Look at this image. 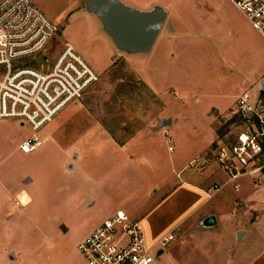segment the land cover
<instances>
[{
    "label": "rangeland",
    "instance_id": "1",
    "mask_svg": "<svg viewBox=\"0 0 264 264\" xmlns=\"http://www.w3.org/2000/svg\"><path fill=\"white\" fill-rule=\"evenodd\" d=\"M31 1L46 19L58 25L54 48L69 44L96 74V80L76 102L65 105L37 132L26 124L19 127L13 119L0 123V176L21 175L27 178L32 192L33 264L50 263L42 261L47 255L45 245L59 247L81 262L75 244L84 235V227L100 218V203L106 199L131 210L130 214L141 222L149 244L148 238L166 226L160 209L154 207L157 195L145 193L148 184L160 173L169 174L173 160L176 166L185 164L176 177L169 174L177 182L197 171L201 161L216 167L213 147L219 138L235 129L236 120L229 116L233 96L248 89L264 73V40L229 2L212 0L217 5L218 17L228 20L238 37L222 36L219 45L206 40L201 45L184 46L185 58L170 62L165 60V50L141 54L116 51L110 38L101 32L95 15L85 14L80 4L69 11L66 24V15L53 19L50 3L54 0H42L41 5L37 0ZM120 2L145 10L149 0ZM158 2L164 4L163 0ZM164 29L165 24L160 37ZM158 41L159 38L154 48ZM52 54L48 52L49 60ZM153 78L157 80L156 88L166 80L164 89L155 91ZM253 92L249 93L250 98ZM209 106L225 110L213 114ZM164 119H172L171 124H164ZM59 133L69 138L79 136L74 142L62 143L68 146L65 151L79 153L80 166L69 170L71 179L60 168L61 155L50 147ZM31 134H36L42 144L23 154L16 149V142ZM109 139L116 144L114 148ZM191 157L197 159L193 166L187 163ZM61 181L65 182V189L53 194L52 189ZM246 181L242 178L240 184ZM207 192L214 194L213 189ZM58 198L65 202V209L60 207L59 214L54 203ZM58 215L66 219L67 232L46 242L41 237L43 226L48 218L54 222ZM80 219L85 221L76 227ZM194 227L199 228V222ZM188 230L190 227L182 224L179 232H173L174 240L151 264H170L169 251L184 247ZM225 231L222 226L220 232Z\"/></svg>",
    "mask_w": 264,
    "mask_h": 264
},
{
    "label": "crops",
    "instance_id": "2",
    "mask_svg": "<svg viewBox=\"0 0 264 264\" xmlns=\"http://www.w3.org/2000/svg\"><path fill=\"white\" fill-rule=\"evenodd\" d=\"M41 1L37 0V3L41 5ZM221 1L223 2V0ZM163 2L164 4L158 0H149L148 4L146 3L148 6L144 9H149L151 5L158 4L166 12L163 22L165 29L161 37L160 29L149 52L153 49L155 53L157 50H165V60L167 61L185 58L184 46L201 45L206 40L214 41L216 45H219L222 36L229 38L232 35L236 37L239 35L228 20L218 17L217 5L212 0H163ZM51 3L50 5L54 9L53 19L60 20L66 15L64 17L66 24L68 23L69 11L74 6L80 4L82 9V0H54L53 4ZM245 22L247 21L245 20ZM158 38V45L154 48ZM104 69L105 67L102 68V71ZM147 77L150 76L147 75ZM160 78L162 80V77ZM166 82L163 79L156 88L157 80L154 79L152 86L155 91H161L164 89L162 86L167 84ZM180 91L182 92L183 89ZM240 93L233 96L230 108ZM208 109H213V114H220V111L225 110L214 106H209ZM171 121L172 119H168L169 124ZM1 122L3 120H0ZM17 124L19 127L24 125L18 122ZM78 137L77 135L75 138H69L59 133L52 140L54 144H50L52 150L61 155L60 168L64 175L68 174L67 177L70 179L72 176H69L71 175L69 170H73L75 167L78 169L80 157L79 153L74 150L65 151L64 149L68 146L62 143L74 142ZM23 139L16 142L18 151H20L18 144ZM109 140L110 147L114 148V141ZM207 146L202 148L200 152H204ZM118 147L122 149L123 146ZM191 160L192 157L187 163ZM200 165L201 167L197 171L187 174L180 182H177L176 179H172L171 175L174 173L176 177V173L184 169L185 164L176 166L173 160L172 163L170 162L172 168L169 174L171 175L168 172L160 173L153 182L148 184V190L145 193L157 195L154 207L160 209L165 218L166 226L165 230H159L155 236L148 238V241L150 239L149 244L155 242L168 231L179 232L182 224H185L186 227H190V230L186 231V243L184 247L177 246L169 251L168 256L172 260L170 264H264V171L257 183L253 184L246 178L245 184H240L238 190L235 191L229 184H223L225 175L216 163L215 168L206 162ZM213 184L223 185L219 190L214 191V194H209L207 191ZM65 187V182L61 181L52 189L53 194L62 192ZM94 187L96 188L97 185L94 184ZM52 197L54 196L52 195ZM70 200H73V197L72 199L69 198L68 202ZM87 202L90 203L89 200ZM54 203L58 214L60 207L65 209L63 198H58ZM100 205H103L102 215L84 227L82 237L111 216L115 210H122L130 218L138 220L130 214L131 210L128 207L124 209L122 203L113 204L112 199H106ZM208 215L214 217V225L194 227L196 222L200 223ZM56 218L54 222H50L48 218L47 224L43 226L41 237L46 242L50 238L59 239L67 232L68 227L65 225L64 216L58 215ZM84 221L80 219L76 227L82 226ZM222 226L226 229L223 234L220 232ZM238 231H241L242 234L239 239H236L235 235ZM32 240V192L31 189L29 190V182L27 178H23L21 175L17 177L0 176V264H33ZM44 248L47 255L42 257V261H50L48 264H85L80 255L78 256L81 262L77 259L73 260L72 256L64 253L59 247L51 248L45 245ZM49 255H53V257H49ZM161 255L162 251L159 253V256Z\"/></svg>",
    "mask_w": 264,
    "mask_h": 264
},
{
    "label": "built area",
    "instance_id": "3",
    "mask_svg": "<svg viewBox=\"0 0 264 264\" xmlns=\"http://www.w3.org/2000/svg\"><path fill=\"white\" fill-rule=\"evenodd\" d=\"M227 1L264 40V0ZM57 32L58 25L31 0H0V120L14 119L37 132L96 80L69 44L54 48ZM229 116L236 120L235 129L218 139L212 153L225 175L223 184L237 191L242 178L255 184L264 171V73L234 99ZM40 144L32 134L18 149L29 153ZM173 240L171 230L146 243L140 221L115 210L76 243V250L85 264H151Z\"/></svg>",
    "mask_w": 264,
    "mask_h": 264
},
{
    "label": "water",
    "instance_id": "4",
    "mask_svg": "<svg viewBox=\"0 0 264 264\" xmlns=\"http://www.w3.org/2000/svg\"><path fill=\"white\" fill-rule=\"evenodd\" d=\"M82 9L86 14L95 15L101 31L110 38L116 51L128 54L150 51L166 15L158 4L139 10L120 0H82ZM163 123H168V119H164ZM214 223V217L208 215L199 224L207 227ZM241 234L238 231L235 238L239 239Z\"/></svg>",
    "mask_w": 264,
    "mask_h": 264
}]
</instances>
